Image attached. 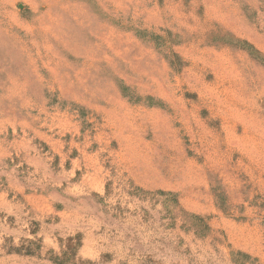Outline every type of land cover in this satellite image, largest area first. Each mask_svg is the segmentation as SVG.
I'll use <instances>...</instances> for the list:
<instances>
[{"label": "rangeland", "instance_id": "374dc122", "mask_svg": "<svg viewBox=\"0 0 264 264\" xmlns=\"http://www.w3.org/2000/svg\"><path fill=\"white\" fill-rule=\"evenodd\" d=\"M0 264H264V0H0Z\"/></svg>", "mask_w": 264, "mask_h": 264}]
</instances>
